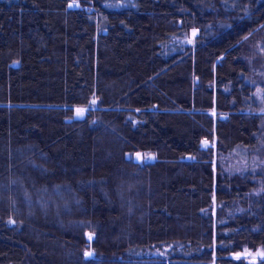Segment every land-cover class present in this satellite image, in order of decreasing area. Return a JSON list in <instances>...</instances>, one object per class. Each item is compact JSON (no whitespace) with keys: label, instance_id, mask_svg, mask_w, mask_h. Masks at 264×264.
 <instances>
[{"label":"trees","instance_id":"1","mask_svg":"<svg viewBox=\"0 0 264 264\" xmlns=\"http://www.w3.org/2000/svg\"><path fill=\"white\" fill-rule=\"evenodd\" d=\"M255 39L264 0H0V264H264V165L222 160L264 143Z\"/></svg>","mask_w":264,"mask_h":264},{"label":"rangeland","instance_id":"2","mask_svg":"<svg viewBox=\"0 0 264 264\" xmlns=\"http://www.w3.org/2000/svg\"><path fill=\"white\" fill-rule=\"evenodd\" d=\"M71 4L73 6H79L78 1H76V2L73 1ZM196 34H197V30H193L191 33V36L193 37ZM259 41L260 40L255 39L252 41V43L250 45V48H251L250 54L252 55V57H250L249 62L251 64L254 72L259 70L260 68H264V65L260 66V64H259V58H258V52H259L258 43H259ZM253 81H254V79H253ZM257 97L260 100H263L262 98L264 97V91H262L261 93L258 92ZM261 104H263V103H261ZM98 105H99L98 99L94 98L88 106L75 107V117L85 116L88 113L89 109L97 108ZM77 109H83L84 110L83 114L78 116L77 115ZM257 112L264 114V105H261L260 108H258ZM213 113L216 114V110H213ZM259 142H260V144H258V146L254 149L250 148V147L240 146L237 149H235V151L228 152L226 155H222V157H223L222 160L224 161L225 169L232 174L241 175L242 177L245 178V180L246 179L256 180L257 178L260 179L262 176V169H263L262 167L264 165V158H262L261 151H258V149H260V150L263 149L264 143H263L262 139H260ZM216 143H217V139H215L213 142L204 141L203 146L208 147L210 144L213 146H216ZM133 159L135 161H138V162H148V161L156 159V154L153 152H148V153L139 152L135 156H133ZM258 176H260V177H258ZM259 190L263 191L264 188L261 187ZM88 236H89V239L91 240L94 235L89 232ZM95 253L96 252H94L91 249H88L86 251L87 256H92Z\"/></svg>","mask_w":264,"mask_h":264},{"label":"water","instance_id":"3","mask_svg":"<svg viewBox=\"0 0 264 264\" xmlns=\"http://www.w3.org/2000/svg\"><path fill=\"white\" fill-rule=\"evenodd\" d=\"M107 32V30H105ZM198 80V79H197ZM67 121H72V118H68ZM127 157L130 158L131 154L128 153ZM190 157V156H189ZM238 257H251L253 262H257L259 258H264V247H260L256 250H246L235 254Z\"/></svg>","mask_w":264,"mask_h":264},{"label":"snow or ice","instance_id":"4","mask_svg":"<svg viewBox=\"0 0 264 264\" xmlns=\"http://www.w3.org/2000/svg\"><path fill=\"white\" fill-rule=\"evenodd\" d=\"M83 109H77V115L79 116V115H82L83 114Z\"/></svg>","mask_w":264,"mask_h":264}]
</instances>
